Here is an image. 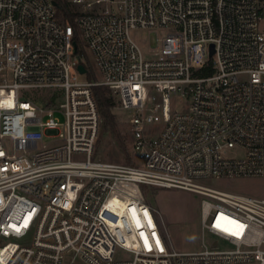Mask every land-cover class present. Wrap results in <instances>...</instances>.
I'll return each mask as SVG.
<instances>
[{
	"label": "built area",
	"instance_id": "obj_1",
	"mask_svg": "<svg viewBox=\"0 0 264 264\" xmlns=\"http://www.w3.org/2000/svg\"><path fill=\"white\" fill-rule=\"evenodd\" d=\"M71 3L102 80L53 0H0V264H264V198L201 183L264 176V0ZM157 27L146 57L130 30ZM98 85L134 164L95 154ZM143 185L202 196L200 249L169 247Z\"/></svg>",
	"mask_w": 264,
	"mask_h": 264
},
{
	"label": "rangeland",
	"instance_id": "obj_2",
	"mask_svg": "<svg viewBox=\"0 0 264 264\" xmlns=\"http://www.w3.org/2000/svg\"><path fill=\"white\" fill-rule=\"evenodd\" d=\"M71 2V0H69ZM71 9L80 11L81 7L71 3ZM168 27L134 28L130 30L131 37L140 45L146 57H151L149 48L155 43L156 37L166 35ZM80 50L84 53L89 72L81 74L83 79L102 80V75L97 68L93 55L87 46L82 33L78 31ZM35 97L45 96V91L30 92ZM117 104L113 110L115 113L116 128L114 130H101L96 144V156L104 160L134 164L136 162L132 150V140L127 119L131 112L119 108ZM234 154L242 155V150H235ZM202 184L227 190L234 193L252 195L264 198V176L259 177H232L209 178L201 181ZM147 202L156 210V216L162 231L168 235L169 247L173 250L189 251L198 250L201 247L200 231V204L202 196L190 190L177 187H159L143 185ZM215 238L208 235L207 241ZM221 247H227L225 242H220ZM119 256H126L125 251H118Z\"/></svg>",
	"mask_w": 264,
	"mask_h": 264
},
{
	"label": "trees",
	"instance_id": "obj_3",
	"mask_svg": "<svg viewBox=\"0 0 264 264\" xmlns=\"http://www.w3.org/2000/svg\"><path fill=\"white\" fill-rule=\"evenodd\" d=\"M57 3V17L62 21H70L75 26L74 40L78 44L80 50V41L78 37V28L75 25V18L79 14L71 9V2L69 0H53ZM87 67L88 64L86 63ZM89 68V67H88ZM94 94L98 104L102 123V130L109 131L116 128L115 113L113 108L119 103V99L115 96L112 90L106 85H98L94 87Z\"/></svg>",
	"mask_w": 264,
	"mask_h": 264
},
{
	"label": "water",
	"instance_id": "obj_4",
	"mask_svg": "<svg viewBox=\"0 0 264 264\" xmlns=\"http://www.w3.org/2000/svg\"><path fill=\"white\" fill-rule=\"evenodd\" d=\"M53 3L57 6V3L55 1H53ZM74 46H75V52H78V44L76 42L74 43ZM211 47H212L211 53H213L214 52V45L212 44ZM78 69L81 73H86L88 71L86 66L83 63H80L78 65Z\"/></svg>",
	"mask_w": 264,
	"mask_h": 264
}]
</instances>
